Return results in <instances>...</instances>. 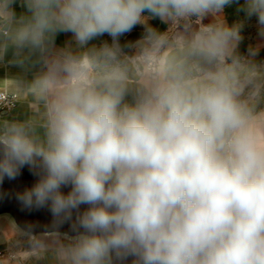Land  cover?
I'll return each instance as SVG.
<instances>
[{
  "label": "clouds",
  "instance_id": "clouds-1",
  "mask_svg": "<svg viewBox=\"0 0 264 264\" xmlns=\"http://www.w3.org/2000/svg\"><path fill=\"white\" fill-rule=\"evenodd\" d=\"M233 3L264 37V0H0V64L39 107L0 116V184L36 177L15 193L52 216L36 259L264 264V83L220 15Z\"/></svg>",
  "mask_w": 264,
  "mask_h": 264
},
{
  "label": "rangeland",
  "instance_id": "rangeland-1",
  "mask_svg": "<svg viewBox=\"0 0 264 264\" xmlns=\"http://www.w3.org/2000/svg\"><path fill=\"white\" fill-rule=\"evenodd\" d=\"M243 3V0H240ZM238 5L233 3L230 6H227L228 14L223 10L226 22L229 26L235 23H242L243 27L241 29L242 40H244L247 45L245 51L240 54L242 57L251 60L256 66V72L258 78L262 83H264V37L259 36L258 34V25L255 18L245 19L242 12H238ZM150 24L153 27H157L156 19L150 21ZM143 27L136 26L130 33L120 38V43L123 45L127 42H135L142 36ZM107 42L111 43V37L107 34L94 38L89 41L85 46L86 48H91L93 46L99 47L102 43ZM254 53V54H253ZM261 94L264 96V88L261 89ZM263 104H261V107ZM12 230L11 235L9 236V241L12 242L14 247H22L25 251L29 253L28 257L31 260V264H36V259L34 253L38 251L37 245L41 241L50 242L47 234L37 235L35 237H28L27 235L22 234L19 229L12 223L11 219L6 215H0V233L6 228ZM0 249L8 250L11 249L6 244H1ZM34 261V262H33ZM19 263V262H18ZM21 263L24 262L21 260Z\"/></svg>",
  "mask_w": 264,
  "mask_h": 264
},
{
  "label": "crops",
  "instance_id": "crops-1",
  "mask_svg": "<svg viewBox=\"0 0 264 264\" xmlns=\"http://www.w3.org/2000/svg\"><path fill=\"white\" fill-rule=\"evenodd\" d=\"M16 11L19 14L20 12L24 11L23 8L17 4ZM224 21L226 22L224 12L220 14ZM212 17H207L204 20V23L210 22ZM153 20V19H152ZM151 21V20H150ZM157 21V29L160 31H165L167 29V25L160 22L159 19H156ZM227 23V22H226ZM141 38V37H140ZM139 38V39H140ZM138 40V39H137ZM71 45L73 48L76 47L74 37L71 33H59L57 34L55 38V45L59 47H63L65 45ZM39 71V68H32L28 72L25 73L24 78L26 80H30L34 74H36ZM18 73V69L15 67L7 66L0 64V90H9L14 91L17 93V105L15 108L7 115H4L6 117H16V118H25L29 115H32L34 112L39 111V107L32 102V98L30 95H28L27 92L18 91L15 87L14 83V77H16ZM264 107V104L263 106ZM6 228V227H5ZM12 230L10 228H6L3 233H0V245L6 244L9 249V251L13 252L16 255V258L11 259L8 256L2 257L0 259V264H19V261H23L24 264H31V260L29 259L28 255L29 253L25 251L22 247H14L13 243L8 242L9 236L11 235ZM34 260L36 258H33ZM34 262V261H33ZM36 264H50V261L47 259H36Z\"/></svg>",
  "mask_w": 264,
  "mask_h": 264
},
{
  "label": "water",
  "instance_id": "water-1",
  "mask_svg": "<svg viewBox=\"0 0 264 264\" xmlns=\"http://www.w3.org/2000/svg\"><path fill=\"white\" fill-rule=\"evenodd\" d=\"M35 180L36 177L31 174L27 167L21 170L20 175L15 180L9 181L5 179L0 184V194H3L0 196V215L8 216L17 228L31 226L33 232L36 234L35 236H37L47 234L46 232L51 230V213L46 208L21 211V207L15 199V193L31 187ZM68 190V188L63 189L64 192ZM59 231L61 233H68L69 235L72 234L68 223L60 227Z\"/></svg>",
  "mask_w": 264,
  "mask_h": 264
},
{
  "label": "built area",
  "instance_id": "built-area-1",
  "mask_svg": "<svg viewBox=\"0 0 264 264\" xmlns=\"http://www.w3.org/2000/svg\"><path fill=\"white\" fill-rule=\"evenodd\" d=\"M17 105V93L9 90H0V116L9 114ZM8 256L11 259L16 258V255L8 250L0 249V259ZM19 264H22L19 261Z\"/></svg>",
  "mask_w": 264,
  "mask_h": 264
},
{
  "label": "trees",
  "instance_id": "trees-1",
  "mask_svg": "<svg viewBox=\"0 0 264 264\" xmlns=\"http://www.w3.org/2000/svg\"><path fill=\"white\" fill-rule=\"evenodd\" d=\"M225 12H226V14H228L227 6L225 7ZM246 45H247V43L244 40L240 41V43L238 45V53L239 54H242L245 51Z\"/></svg>",
  "mask_w": 264,
  "mask_h": 264
}]
</instances>
